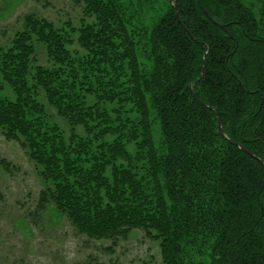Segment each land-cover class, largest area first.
Returning <instances> with one entry per match:
<instances>
[{"label":"trees","instance_id":"1","mask_svg":"<svg viewBox=\"0 0 264 264\" xmlns=\"http://www.w3.org/2000/svg\"><path fill=\"white\" fill-rule=\"evenodd\" d=\"M81 1L79 26L27 14L0 48V133L35 166V210L52 204L95 239L142 229L161 264L194 263L206 231L207 264H264V17L240 0H163L145 25L127 0ZM201 68L195 95L260 160L191 95ZM187 183L195 197L177 198Z\"/></svg>","mask_w":264,"mask_h":264},{"label":"rangeland","instance_id":"2","mask_svg":"<svg viewBox=\"0 0 264 264\" xmlns=\"http://www.w3.org/2000/svg\"><path fill=\"white\" fill-rule=\"evenodd\" d=\"M240 1L244 6H252L257 17H264V0ZM127 3L135 5L133 12H139L137 23L145 25H150L164 7L163 0H127ZM27 14L51 20L57 27L67 21L79 26L83 5L81 0H0V48L11 44L15 32L23 28ZM35 46V63L47 64L43 47L38 42ZM75 47L79 49L77 43ZM4 90L3 95L13 98L7 85ZM41 100L54 120L68 131L65 122L54 116L53 109ZM160 130L157 125L156 143H160ZM2 158L9 163H0V264H161L158 241L147 237L142 229H132L126 238L115 242L95 239L78 233L52 204L41 212L36 211L43 184L38 180L35 166L16 141L7 140L0 133ZM176 196L195 197V190L187 183ZM190 216H196L194 211ZM212 242L213 235L204 232L192 249L194 263H186L207 264Z\"/></svg>","mask_w":264,"mask_h":264},{"label":"water","instance_id":"3","mask_svg":"<svg viewBox=\"0 0 264 264\" xmlns=\"http://www.w3.org/2000/svg\"><path fill=\"white\" fill-rule=\"evenodd\" d=\"M176 1H177V0H173L172 3H171L174 7H176ZM198 1H199V0H198ZM204 12H205L206 14H208L207 10H205V9H204ZM175 15L177 16V20L179 21L180 19H179V17H178V12H177V10H175ZM209 18H210V20H212V21H214L215 23H217L219 26H222V24L216 22L211 16H209ZM205 61H206V59H205V54H204V56H203V62H205ZM204 76H205V71H204L203 68H201V74H200V76H199V77H198L193 83L189 84V89H190V93H191V95H192V96H193V97H194V98H195L200 104H202L205 108L212 109V110H214V111L216 112V114H217V128H218V133H219V135H220L221 138H223V139H225V140H227V141H229V142H231V143L237 145L239 148H241L242 150L246 151L248 154L252 155L254 158L260 160L257 156H255V155L252 154L250 151H248V150H247L242 144L237 143V142H234L232 139H230V138H229V137L223 132V130H222V124H221V119H220V113H219L218 109H217L216 107H211V106H209V105L204 104V103H203V102H202V101H201V100L195 95L194 90H193V86H194L198 81L202 80ZM260 162L264 165V161L260 160Z\"/></svg>","mask_w":264,"mask_h":264}]
</instances>
